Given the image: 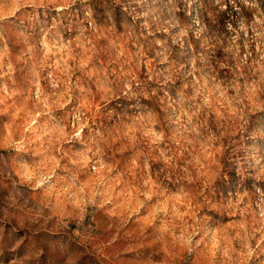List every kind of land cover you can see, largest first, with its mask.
<instances>
[{
    "label": "rangeland",
    "instance_id": "1",
    "mask_svg": "<svg viewBox=\"0 0 264 264\" xmlns=\"http://www.w3.org/2000/svg\"><path fill=\"white\" fill-rule=\"evenodd\" d=\"M0 264H264V0H0Z\"/></svg>",
    "mask_w": 264,
    "mask_h": 264
}]
</instances>
